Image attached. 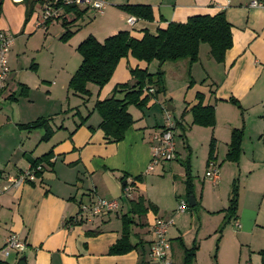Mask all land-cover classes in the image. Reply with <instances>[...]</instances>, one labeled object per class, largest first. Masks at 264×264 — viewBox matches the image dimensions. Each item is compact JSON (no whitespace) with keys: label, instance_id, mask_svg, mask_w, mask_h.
Returning <instances> with one entry per match:
<instances>
[{"label":"crops","instance_id":"1","mask_svg":"<svg viewBox=\"0 0 264 264\" xmlns=\"http://www.w3.org/2000/svg\"><path fill=\"white\" fill-rule=\"evenodd\" d=\"M114 1L112 3L107 0L104 11L100 14L101 19L95 24L98 32L88 33L99 41L119 30H128L131 35L139 38L144 31L153 34L170 21H185L194 14L223 12L231 25L232 45L226 50L222 62H216L212 58L209 45L205 46L207 43L199 45L196 62L189 63L187 59L165 62L162 66L165 106L158 107L159 113L149 114V109L156 102L153 101V96L141 109L129 105L127 110L133 123L122 140L109 142L99 127L100 115L97 113L98 117H95L92 108L81 112L76 103L71 104L68 81L81 58H77L69 69H65L68 68L66 63H55L54 54L42 45L44 54L47 51L49 55L43 54L36 60L24 57L23 62V50L18 52L17 44L13 41L8 53L10 72L5 89L0 95V246L8 235L14 234L25 242L26 247L21 253L14 254L13 257L10 254L2 259L9 264H16L22 255L27 264H154L148 257L153 239L151 225L154 222V219L150 221V213L157 218L158 211L166 213L176 209L179 199L183 198L185 167L189 164L190 156L199 152L203 170L208 164L210 141L214 139L215 158L212 161L220 168L219 181L212 184L203 177V171L202 186L199 193L196 190L193 201L200 204L207 215L215 217L216 222L212 227L216 229L225 218L227 189L234 179L243 177L244 188L239 189L236 218L230 220L231 227L225 228L224 232L234 235L232 239L239 247L245 245L249 261L255 258L250 264H261L259 251L264 248V10L250 7L248 4L252 0ZM10 2L14 5L22 4L19 9L20 24L13 32L14 37L18 32H21V36L27 32L30 35L27 38H30L32 29L37 24L44 25V29L48 31L55 21L53 19L46 23L37 15L34 17L36 5L25 20L27 5L22 0ZM122 4H148L151 6L153 19L146 20L129 14L119 8ZM85 14L78 19L82 20L80 23L77 20L69 25L74 32L68 40L76 38L74 36L81 32L83 25L91 22L92 18L83 20ZM130 16L135 18L131 25L127 22ZM3 27L6 26H2L0 30ZM86 36L81 37L78 44ZM59 37L58 40L61 41ZM134 66H147V70L154 73L157 61L153 60L146 65L131 56L120 59L110 80L102 88L96 86L93 90L88 84L89 96L95 94L93 108L97 99L112 94L115 85L131 81L129 69ZM32 73L33 76L30 75ZM33 78L36 81L30 82L29 79ZM52 78L55 80L51 82ZM23 86L27 88L26 95L20 94ZM34 86L46 94L58 90L65 94L62 99H57V103L54 102L55 105L47 102L44 104L33 98ZM197 93L203 96V104L214 107L213 126L191 123L190 108L197 102ZM117 96H122V93L117 92ZM231 97L239 102L241 109L229 101ZM2 100L5 102L1 103ZM45 100L53 103L50 99ZM177 101L180 108L174 115L171 111L176 109ZM150 115L153 116L152 119ZM39 117L49 118L53 129L51 137L46 141L41 139L43 129L20 128L21 124ZM58 118H61L59 124L55 122ZM65 118L69 121L67 125ZM169 119L175 124V132H180L181 135L179 141L174 137L176 157L161 163L158 170L162 175L146 172L153 134ZM233 128H243L237 162L225 160ZM178 145L181 152L177 150ZM49 149L53 153L50 159L52 166L44 164L41 176L33 181L19 186L10 185L8 177L27 169L33 159ZM185 159L187 160L184 162ZM124 175L126 179L122 180ZM139 175L141 182L135 181L131 199L142 195L146 201L156 206V211L148 210L145 215L135 218L137 225H132L130 237L131 242L137 245L135 249L119 255L108 253L110 245L120 237V216L129 208L128 199H122L119 207L109 213L80 223L67 221L78 214L79 204L82 202H92L98 198L119 199L122 185L132 182ZM160 179L165 180V186L163 189H156L159 192L154 194L146 189V183H151L150 180L159 184L157 180ZM204 183L215 186L213 191L216 189V194L209 191L202 194L208 190H205ZM141 186L143 191L140 190ZM87 230H98L99 233L89 236L86 234ZM181 232L176 225L168 227L166 232L170 243L169 256L174 264H181L182 261V248L178 238H181L185 246H190L184 241ZM208 234L209 232L201 231V241L197 244L192 264L206 263L201 259V243L202 237Z\"/></svg>","mask_w":264,"mask_h":264},{"label":"trees","instance_id":"2","mask_svg":"<svg viewBox=\"0 0 264 264\" xmlns=\"http://www.w3.org/2000/svg\"><path fill=\"white\" fill-rule=\"evenodd\" d=\"M53 0H22L27 5L25 20L31 15L36 3L42 5L52 4L59 9L58 20L64 28V32L59 39L66 42L73 34L69 25L81 18L88 10L87 7L80 8L72 4H63L61 1L53 3ZM119 8L138 18L152 20L153 13L148 4H122ZM2 13V0H0V15ZM48 18L46 23L58 18ZM72 17L70 20L69 18ZM57 21V20H56ZM207 43L210 47V54L216 62H222L225 52L232 45L231 25L226 20L223 12L213 14H194L185 21H170L162 28H158L155 33L144 31L142 36L137 38L130 34L128 30H119L114 34L108 35L99 41L94 35L88 34L76 46V50L81 55V62L71 75L68 81V87L74 93L89 96L88 84L92 83L98 88H102L111 78L115 67L120 59L131 56L137 61H143L146 65L151 61H157V68L154 73L147 70V66H134L129 69L131 76L130 82L119 83L114 86L112 94L108 97L97 99L94 103V110L100 115L99 127L103 131L105 139L109 142H118L124 138L126 130L133 123V118L127 110L129 105L137 108H143L147 105L153 95L164 93V71L162 66L165 62H175L187 59L189 63L196 62L199 55V45ZM153 91L149 92L148 89ZM21 95L27 94V88L22 87ZM117 92L122 96H117ZM197 102L190 108L191 123L201 126H213L215 124V110L210 104H203V96L196 94ZM234 105L241 109L239 102L231 97L229 99ZM49 118L39 117L34 121L21 124L20 128L32 130L43 129L42 140H48L53 129L51 128ZM177 124V123H176ZM243 137V128H233L231 131L228 149L225 154V160L237 162L241 151V140ZM211 139L208 151V161L214 160L215 144ZM52 149L33 159L30 163L32 167L42 164L52 166ZM43 167L36 173L41 176ZM184 189L188 198L193 195L194 182L190 172V165L185 167ZM126 179V175L122 176ZM141 180V176H136L131 183L135 186V181ZM124 184L122 185V188ZM132 190V192H133ZM239 186L237 179H234L228 196V203L224 209V220L230 221L236 218L238 207ZM129 202L128 210L120 216L121 231L120 237L109 247L110 255L125 254L137 246L130 240L131 227L137 225L135 218L145 215L148 210L156 211V206L146 201L142 195L136 199L127 198ZM196 205V204H195ZM187 206L192 207L188 203ZM79 213V209H78ZM74 220V221H73ZM84 218L70 217L67 221L80 223ZM98 230H87V235L98 234ZM180 247L182 248L181 264H192L195 252L198 248L197 243L193 242L189 247L185 246L181 238ZM261 264H264V248L259 251ZM0 264H9L0 259Z\"/></svg>","mask_w":264,"mask_h":264},{"label":"rangeland","instance_id":"3","mask_svg":"<svg viewBox=\"0 0 264 264\" xmlns=\"http://www.w3.org/2000/svg\"><path fill=\"white\" fill-rule=\"evenodd\" d=\"M112 1H114V0H109V2H112ZM114 2H112V3H114ZM45 4H47V3H45ZM12 6H13V10L11 11ZM21 6H22V4L14 5L13 3L10 2V0H2V13L0 15V28L2 26H6V27H3L4 28L3 31L13 35V40L17 44L16 46L18 47L17 48L18 52L23 50V53H21V54H23L22 61H23L24 57L27 58L28 60H30V58H32V57L35 59V58H38L39 56L43 55L45 53V49L42 47V45H44L54 54L55 63L65 62L66 63L65 65H67V67H68V68L65 67V69H69L73 63H76L77 58L78 59L81 58L78 51L77 50L75 51V47L78 44V40H80V38L83 37L84 35H88V33H90V32H93V33L98 32V31H96L97 29H96L95 24H98V22L101 19V16H100V14L95 13V11L93 9L89 8L88 12L85 14L83 20H87L88 18H92L91 22L86 21L87 23H85L83 25L81 32L78 35L76 34L74 36L76 38H74L72 40H68L65 43L58 40V37L64 32V28L61 26L60 22L58 21L61 19L62 15L58 16V18H56L57 21L55 20L53 22V24H51L49 26L48 31H46L44 29L45 28L44 25H38L37 24V27H33L32 34H31L30 38H27V35H29V33L25 32V31H24L25 33L23 34V36H21V32H18L16 37H14L13 32H15L16 29H18V25L20 24L21 10H19V9L21 8ZM43 7L39 3H36L35 9L37 11H36V14L34 15V17H36V15H37L39 19L41 18V11H42ZM17 9H18V13H17ZM33 19L36 20V18H33ZM81 21H82L81 19L78 20L79 23ZM97 34H99V33H97ZM205 46L208 47V44H205ZM46 54L49 55V53L47 51H46ZM46 54H44V55H46ZM48 57L51 58V56H48ZM59 59H60V61H59ZM49 67L51 68V66H49ZM30 75L33 76L34 74L32 73ZM53 80H55V79H53V78L50 79L51 82ZM29 81L35 82L36 78L29 79ZM54 83H55V81H54ZM89 87H90V89H93V90L96 89V85H94L92 83L90 84ZM32 88H33L32 95H33V98H35V101L42 102L44 104H46V102H47V103H50L51 105L52 104L55 105L54 102L57 103V99H59V98L62 99L63 94H65V93H63L62 90H58L57 92L51 91V93L46 94L43 92V90L37 89L36 86H34ZM45 95H47V98L45 97ZM70 97H71V99H70L71 104L76 103V106L79 108V110L81 112H84V111L87 112V110L88 109L91 110V108L94 110V108H93V101L95 99L94 93H93V96L90 97V96H85V95H81L78 93H73L70 90ZM45 99H50L51 101H53V103L49 102V100L46 101ZM153 101H156V102H155L154 106L151 109H149V111H148V113L151 115L154 112L159 113L158 107L165 106V104H166V101L163 100V94L162 93H159L157 95H153ZM3 102H5V101L2 100L1 103H3ZM176 103L178 104L176 106V109L171 111L174 115L177 114V112L180 108L179 107L180 106L179 101H177ZM53 107H55V106H53ZM163 108L165 109V107H163ZM93 114L95 115V117H98L96 110L93 111ZM151 115H150V118L152 119L153 116H151ZM60 119L61 118H58L57 121H55V122L57 124H59L61 122ZM65 121H66V125H67L69 123L68 119L65 118ZM58 135L60 136L61 134H58ZM174 137L177 141H179L180 137H181L180 132L176 133L175 129H174ZM177 150L181 152V148L179 145L177 146ZM186 160L187 159H185L184 162ZM189 165H190L191 175L193 176V182H194V190H193L194 193L193 194L195 195L196 190L199 193L200 187L202 186V183H201L202 172L204 171V173H205V171L207 169V165L202 170V164L200 162V156H199L198 151H196L195 153L192 154V156H190ZM160 166H161V163L155 165L154 169L150 172L162 175L161 171L158 170V167H160ZM219 171H220V168H219ZM222 171H223V167L221 166V172ZM46 172L49 173V170H46ZM204 173H203V177H204ZM165 175H166V173H165ZM145 177L144 178L147 179V175ZM139 181L140 180H138V182ZM164 181L165 180L160 179V180H157V183H159V184H155V182L150 180L151 183H146V189L148 191H153V193L155 194L156 192H159L156 189L159 190V189L164 188V186H165ZM142 183H144V181H142ZM237 183H238L239 189L244 188L243 177L237 178ZM203 185L205 186V190L206 189H208V190H206L202 194H204L208 191L210 193L216 194L217 190L215 189V191H213L215 186H212V185L209 186L205 183ZM230 186H229V189H227V191H226L227 197H225V198H228V196H229L228 192H230L229 191L231 189ZM142 188H143V186H141L140 190H142ZM147 190H146V192H148ZM197 192H196V194H197ZM224 196H225V193H224ZM122 199H123V201H127V198L123 194H121V197L117 200L120 203V201ZM181 199L186 200V201L188 199L185 195V189L183 190V198H181ZM177 204H176V207H177ZM201 207L202 206L200 204H196V205H193L192 207L186 206L184 213L176 214L175 208H174V210L172 212L168 211L166 213H163V211H158L159 212L158 214H159V217H163L164 219H166L168 221H170V220L172 221V223H170L169 227H173V225H176L177 227H179L181 229L182 237L184 238V241L187 242V244L189 243L191 245L193 242L198 244V242L201 241V239H200L201 231L203 230L204 232H209V234L206 237H204V236L202 237V243H201V250H202L201 251L202 252L201 259L203 260V262H206L205 264H250V262L253 263L255 261L254 260L255 258H252V260L249 261L248 254L246 252L248 250L245 247V245H243L242 247L241 246L239 247L238 243L233 241V239H232L234 235L232 236V235L228 234L229 232L227 234L224 232L225 228L228 229L229 227H231L232 221H227V220L223 219V221H221L219 227L214 229L215 227L213 228L212 226L216 222L215 217L207 215L204 212V210H202ZM263 208H264V204H263ZM155 219L156 218L153 216V214L150 213V221L151 220L155 221ZM213 220H214V222H213ZM225 234H226V237H225ZM166 237H168V234H166ZM149 250H150V247H149ZM148 253H149V251H148ZM14 254H15V252H12L11 256L13 257ZM0 257H1V255H0ZM148 257H149V254H148ZM176 260H178V259L176 258Z\"/></svg>","mask_w":264,"mask_h":264},{"label":"built area","instance_id":"4","mask_svg":"<svg viewBox=\"0 0 264 264\" xmlns=\"http://www.w3.org/2000/svg\"><path fill=\"white\" fill-rule=\"evenodd\" d=\"M61 1L63 4H72L80 8H90L96 13L102 14L107 4L106 0H53V3ZM250 7H259L264 10V0H252L249 4ZM59 9L55 8L52 4H46L42 8L41 18L46 20L48 18L57 17ZM135 21L133 16L127 18V22L131 25ZM13 35L0 30V95L5 89L7 76L10 72L8 64V53L11 45L13 44ZM149 92L153 89L149 88ZM174 122L168 120L166 124L153 134L151 155L146 167V172H150L154 169L155 165L162 163L163 161H171L176 157L175 154V142H174ZM43 165L38 164L34 167L29 165L25 170L20 171L15 176L7 178V181L11 186H19L24 182L33 181L37 178L36 173L42 169ZM204 177L209 179L212 184H217L219 181V168L218 165L210 161L207 164V169L204 173ZM133 186L131 183H125L122 188V194L129 198L131 197ZM1 192V189H0ZM187 201L180 199L175 209L176 213L183 212L186 209ZM119 207L117 200H108L98 198L92 202H82L79 204L78 217L84 219H90L95 216L109 213L116 210ZM172 221H168L163 217H157L151 225V231L153 239L149 250V258L154 264H174L169 256L170 243L166 237L167 228ZM237 226L238 223H235ZM26 247L25 242L19 239L16 235H8L4 243L0 246V259L2 257H8L12 252L15 254L21 253ZM149 264V263H147Z\"/></svg>","mask_w":264,"mask_h":264},{"label":"water","instance_id":"5","mask_svg":"<svg viewBox=\"0 0 264 264\" xmlns=\"http://www.w3.org/2000/svg\"><path fill=\"white\" fill-rule=\"evenodd\" d=\"M188 203H189V205H194L195 204V202L193 201V195L189 196ZM16 264H27L25 256L24 255L20 256L17 259Z\"/></svg>","mask_w":264,"mask_h":264}]
</instances>
